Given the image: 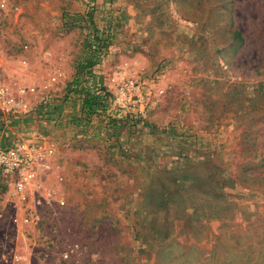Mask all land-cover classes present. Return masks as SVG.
Returning <instances> with one entry per match:
<instances>
[{"label":"rangeland","instance_id":"374dc122","mask_svg":"<svg viewBox=\"0 0 264 264\" xmlns=\"http://www.w3.org/2000/svg\"><path fill=\"white\" fill-rule=\"evenodd\" d=\"M0 80L28 103L1 148L47 136L61 168L25 204L0 181V264H264V0H0Z\"/></svg>","mask_w":264,"mask_h":264},{"label":"built area","instance_id":"2783aa9c","mask_svg":"<svg viewBox=\"0 0 264 264\" xmlns=\"http://www.w3.org/2000/svg\"><path fill=\"white\" fill-rule=\"evenodd\" d=\"M146 83L139 78L118 75L112 79L110 107L115 112L142 116L148 102ZM160 93V91H158ZM27 90L15 80H0V112L22 114L28 110ZM43 141H18L0 148V181L9 189V196L25 204L32 194L49 196L46 177L58 171L54 156ZM46 203H51L49 198ZM63 204V202H59ZM28 222L27 219L24 220ZM66 255V254H65ZM65 258L67 257L64 256Z\"/></svg>","mask_w":264,"mask_h":264},{"label":"trees","instance_id":"16d2710c","mask_svg":"<svg viewBox=\"0 0 264 264\" xmlns=\"http://www.w3.org/2000/svg\"><path fill=\"white\" fill-rule=\"evenodd\" d=\"M86 65H88V64H86ZM92 66H93V64H89L88 69H91ZM87 74H88V72H87ZM88 76L90 77L89 74H88ZM74 83L77 84V82H74ZM69 85L71 86V84H69ZM74 87L77 88V86H74ZM67 89H69V86H68ZM80 89L81 90L77 94L78 95V99H80V102H82V106L85 107L86 110H88V115L89 116L98 115V114H96L95 107L97 106V103L98 102H101L102 103V101H100V99H99V97H101V96L99 94L95 93L90 88H85L83 86ZM41 106H43V105H41ZM83 107H82L81 111L83 110ZM39 110L40 111H38L37 116H39L41 118L47 116L46 113L41 112V111H43V108H40Z\"/></svg>","mask_w":264,"mask_h":264},{"label":"crops","instance_id":"0c3cea01","mask_svg":"<svg viewBox=\"0 0 264 264\" xmlns=\"http://www.w3.org/2000/svg\"><path fill=\"white\" fill-rule=\"evenodd\" d=\"M42 133H43V130H42ZM40 135H43V134H39V136ZM43 140V144H46V146H47V144H49L50 145V150L53 152V156H54V158L56 157V155L55 154H58L56 151H57V147L52 143V141H51V138L49 139L47 136H40ZM49 140V141H48ZM49 142V143H48ZM3 143V141H2V137L0 136V148L1 147H3L2 144ZM56 152V153H55ZM54 164H57L58 165V162H55ZM59 165H61V163L59 162ZM58 167V166H57ZM61 169V168H60ZM60 169L58 170V172H60Z\"/></svg>","mask_w":264,"mask_h":264}]
</instances>
